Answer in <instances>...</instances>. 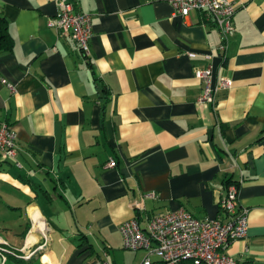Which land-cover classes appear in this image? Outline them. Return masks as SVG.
<instances>
[{
  "label": "crops",
  "instance_id": "0c3cea01",
  "mask_svg": "<svg viewBox=\"0 0 264 264\" xmlns=\"http://www.w3.org/2000/svg\"><path fill=\"white\" fill-rule=\"evenodd\" d=\"M69 1L91 16L89 57L49 26L60 0H0L14 39L0 53V125L17 132L15 160H0V264H144L146 252L123 247L124 222L145 228L181 208L218 219L231 184L249 235L227 254L264 264V0H229L236 33L224 51L199 11ZM209 67L214 87L227 77L233 88L200 104L196 70Z\"/></svg>",
  "mask_w": 264,
  "mask_h": 264
},
{
  "label": "built area",
  "instance_id": "2783aa9c",
  "mask_svg": "<svg viewBox=\"0 0 264 264\" xmlns=\"http://www.w3.org/2000/svg\"><path fill=\"white\" fill-rule=\"evenodd\" d=\"M174 8V16L188 17L191 12L199 11L212 19L218 28L222 46L227 48L235 35L234 16L237 8L229 0H163ZM62 36L70 37L77 48L87 57L90 56V40L93 36L91 16L76 11V5L69 0H60L56 18L49 21ZM196 78L203 82L204 89L199 98L200 104H215L219 90H231L233 80L221 77L219 85L213 86L212 67L196 70ZM14 91L13 86H9ZM17 132L7 122L0 125V160L14 161L17 154ZM117 161L110 158L106 168H115ZM240 191L231 184L222 198L220 211L222 217L201 220L181 208L162 215L154 216L143 228L138 217L120 226L123 247L130 252L144 251L147 258L144 264H152L151 256H158L166 264H240L227 254L229 246L249 235V210L240 204ZM7 242L0 237V246ZM1 249V248H0ZM107 264V263H104Z\"/></svg>",
  "mask_w": 264,
  "mask_h": 264
},
{
  "label": "trees",
  "instance_id": "16d2710c",
  "mask_svg": "<svg viewBox=\"0 0 264 264\" xmlns=\"http://www.w3.org/2000/svg\"><path fill=\"white\" fill-rule=\"evenodd\" d=\"M13 47H14V39L10 32L9 22L6 19V17L2 13H0V53L10 52L13 49ZM162 263L166 264L164 262ZM24 264H31V262ZM180 264H193V262L188 261V262H182Z\"/></svg>",
  "mask_w": 264,
  "mask_h": 264
},
{
  "label": "bare ground",
  "instance_id": "6f19581e",
  "mask_svg": "<svg viewBox=\"0 0 264 264\" xmlns=\"http://www.w3.org/2000/svg\"><path fill=\"white\" fill-rule=\"evenodd\" d=\"M32 216H33V220H34V222H35V224L37 225V226H39L38 228H39V230H38V232L40 233V232H42V234L43 233H45L46 234V231H47V226H46V223H45V221H44V219L42 218V216H40L39 215V213L37 212V211H32ZM34 237V236H33ZM38 237V236H37ZM45 237V236H44ZM33 239V238H32ZM33 241V240H32Z\"/></svg>",
  "mask_w": 264,
  "mask_h": 264
},
{
  "label": "rangeland",
  "instance_id": "374dc122",
  "mask_svg": "<svg viewBox=\"0 0 264 264\" xmlns=\"http://www.w3.org/2000/svg\"><path fill=\"white\" fill-rule=\"evenodd\" d=\"M38 230H39V228L36 227L35 230H34V232H37ZM6 247H7V246H6ZM6 247H5V245L0 246V248H1L0 251L7 250ZM17 256L21 257L19 253L17 254ZM47 257H48V256H44V257H43V261H44L45 259H47ZM48 258H49V257H48ZM50 259H51V258L47 259L46 262L50 261ZM46 262H45V263H46Z\"/></svg>",
  "mask_w": 264,
  "mask_h": 264
}]
</instances>
